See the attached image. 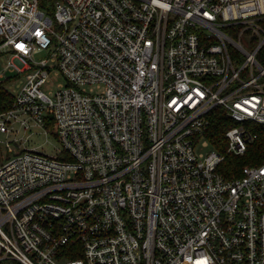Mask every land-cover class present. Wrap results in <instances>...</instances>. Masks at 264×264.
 Segmentation results:
<instances>
[{"label": "built area", "instance_id": "built-area-1", "mask_svg": "<svg viewBox=\"0 0 264 264\" xmlns=\"http://www.w3.org/2000/svg\"><path fill=\"white\" fill-rule=\"evenodd\" d=\"M3 57L0 264H264V162L220 172L264 127V0H0Z\"/></svg>", "mask_w": 264, "mask_h": 264}, {"label": "trees", "instance_id": "trees-1", "mask_svg": "<svg viewBox=\"0 0 264 264\" xmlns=\"http://www.w3.org/2000/svg\"><path fill=\"white\" fill-rule=\"evenodd\" d=\"M42 10L52 14L54 0H39ZM13 101V96L8 92L5 85L0 84V112L6 110ZM234 126L233 121L222 108H216L210 117V126L205 134V138L211 146L221 152L226 153L227 139L226 131ZM254 132L258 138L249 145L245 156L238 157L227 155L220 166V172L228 179L240 177L242 168L246 165H259L264 162V127L255 126Z\"/></svg>", "mask_w": 264, "mask_h": 264}, {"label": "rangeland", "instance_id": "rangeland-1", "mask_svg": "<svg viewBox=\"0 0 264 264\" xmlns=\"http://www.w3.org/2000/svg\"><path fill=\"white\" fill-rule=\"evenodd\" d=\"M43 58H46V53L45 52H41L37 55H35V59L38 61V60H41ZM7 61H8V58L6 57H3L0 59V69L3 68V66H5L7 64ZM21 80H24V77H21L20 78ZM61 83H65V80L62 78V77H58L57 78V81L53 82L52 85H46L43 87V90L46 92V93H56L58 90H59V84ZM21 83H18V85H20ZM7 88H9L14 94H16L18 92V88L16 89L15 86H7ZM46 137L43 135V136H40V137H37V138H30L29 141H28V144H27V147L29 148H36L38 150H42V151H45V152H48V153H52V147L50 145H46Z\"/></svg>", "mask_w": 264, "mask_h": 264}]
</instances>
